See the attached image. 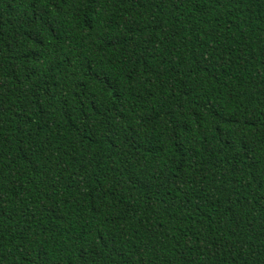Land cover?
Listing matches in <instances>:
<instances>
[{
  "label": "trees",
  "instance_id": "1",
  "mask_svg": "<svg viewBox=\"0 0 264 264\" xmlns=\"http://www.w3.org/2000/svg\"><path fill=\"white\" fill-rule=\"evenodd\" d=\"M0 264H264V0H0Z\"/></svg>",
  "mask_w": 264,
  "mask_h": 264
}]
</instances>
